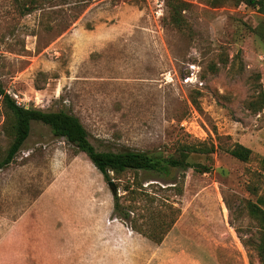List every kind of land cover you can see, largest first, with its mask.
Listing matches in <instances>:
<instances>
[{
    "label": "rangeland",
    "instance_id": "rangeland-1",
    "mask_svg": "<svg viewBox=\"0 0 264 264\" xmlns=\"http://www.w3.org/2000/svg\"><path fill=\"white\" fill-rule=\"evenodd\" d=\"M182 1L183 29L166 0H0V86L22 106L73 114L99 151L216 148L190 157L206 174L113 179L137 227L176 220L156 245L113 218L89 159L33 122L0 169V264H261L248 204L264 193V14L240 0ZM12 125L0 96V162ZM235 144L248 162L230 155Z\"/></svg>",
    "mask_w": 264,
    "mask_h": 264
},
{
    "label": "trees",
    "instance_id": "trees-1",
    "mask_svg": "<svg viewBox=\"0 0 264 264\" xmlns=\"http://www.w3.org/2000/svg\"><path fill=\"white\" fill-rule=\"evenodd\" d=\"M249 7L259 9L260 13L264 14V0H240ZM166 5L170 12V24L179 28H185V20L183 12L187 9V5L182 0H166ZM0 96L6 109L7 115L11 116L13 125L12 131L14 139L9 147L6 156L0 162V169L6 168L11 165L19 152L22 150L25 142L30 136L31 126L33 122L42 123L48 126L53 135L58 139H65L70 145L74 146L80 153L84 154L94 167L101 173L106 182H111L113 179L120 180L121 177L128 173H134L136 176L139 173L144 174H157L161 177L169 178L174 171L182 172L183 175L189 169H193L196 173L206 174L210 172V167L201 163L192 162L190 157L192 154L210 155L216 150L215 146H193L185 145L178 150V156H165L163 154H150L142 151H135L126 149L119 152L112 151H99L91 143L89 134L80 119L73 114L65 111H43L36 108H24L18 106L14 99L7 94L0 86ZM232 157L248 162L253 152L241 145L235 144L229 150ZM173 188L177 191L178 195L183 194V185L178 186L176 179L172 178L171 181ZM140 189V190H139ZM142 185L123 187L126 195H130L132 200L143 198L149 203H154V198H150ZM172 209V206H169ZM133 207L124 206L121 202V196L117 193L114 195V208L113 218L120 220L127 225L133 232L142 235L149 239L156 245H161L164 242L165 236L169 233L170 229L174 226L176 220L171 221L168 226L156 220L153 224L149 225V221L144 222L149 225L148 231L143 227H137L131 218L130 211ZM248 209L252 218H254L261 229V237L256 244V251L261 264H264V193L257 199L256 202H249ZM143 219V217H142ZM137 222V221H135ZM153 230H160L159 234Z\"/></svg>",
    "mask_w": 264,
    "mask_h": 264
},
{
    "label": "water",
    "instance_id": "water-1",
    "mask_svg": "<svg viewBox=\"0 0 264 264\" xmlns=\"http://www.w3.org/2000/svg\"><path fill=\"white\" fill-rule=\"evenodd\" d=\"M108 186L110 187L113 195H115L117 193V188H116L115 182L114 181L109 182Z\"/></svg>",
    "mask_w": 264,
    "mask_h": 264
},
{
    "label": "built area",
    "instance_id": "built-area-1",
    "mask_svg": "<svg viewBox=\"0 0 264 264\" xmlns=\"http://www.w3.org/2000/svg\"><path fill=\"white\" fill-rule=\"evenodd\" d=\"M188 79H190V78H188ZM15 99H16V104L18 105V106H21V107H24V106H22V104H21V102L18 100V97L17 96H15ZM24 108H27V107H24Z\"/></svg>",
    "mask_w": 264,
    "mask_h": 264
},
{
    "label": "crops",
    "instance_id": "crops-1",
    "mask_svg": "<svg viewBox=\"0 0 264 264\" xmlns=\"http://www.w3.org/2000/svg\"><path fill=\"white\" fill-rule=\"evenodd\" d=\"M123 227H124V225H123ZM127 230L131 231V229H130V228H127ZM163 243H164V242H163ZM163 243H162V244H163ZM162 244H161V245H162Z\"/></svg>",
    "mask_w": 264,
    "mask_h": 264
}]
</instances>
